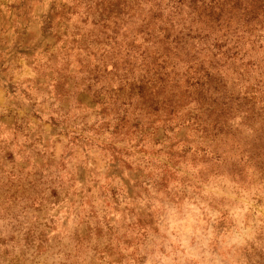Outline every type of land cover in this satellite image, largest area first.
I'll list each match as a JSON object with an SVG mask.
<instances>
[{
    "label": "rangeland",
    "instance_id": "obj_1",
    "mask_svg": "<svg viewBox=\"0 0 264 264\" xmlns=\"http://www.w3.org/2000/svg\"><path fill=\"white\" fill-rule=\"evenodd\" d=\"M236 1L247 102L213 135L193 102L117 121L112 0H0V264H264V0Z\"/></svg>",
    "mask_w": 264,
    "mask_h": 264
},
{
    "label": "trees",
    "instance_id": "obj_2",
    "mask_svg": "<svg viewBox=\"0 0 264 264\" xmlns=\"http://www.w3.org/2000/svg\"><path fill=\"white\" fill-rule=\"evenodd\" d=\"M236 3L112 0L110 22L105 26L112 48L110 72L113 83H120L117 92L128 89L125 96L109 97L119 123L136 113L141 115V124L167 125L175 120L177 108L193 102L198 112L191 117L195 128L214 130L213 135L229 133V115L244 107L247 98H240L225 76L228 73L238 79L240 74L231 66L233 61H242L239 48L250 43L255 25L252 16L259 11V7L240 8ZM100 71L103 69H97ZM257 73L264 78V67ZM102 77L99 73L98 81ZM261 112L251 144L256 150H264V110Z\"/></svg>",
    "mask_w": 264,
    "mask_h": 264
}]
</instances>
